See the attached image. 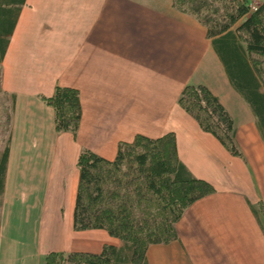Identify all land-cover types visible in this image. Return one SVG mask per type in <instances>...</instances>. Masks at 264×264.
<instances>
[{
	"label": "crops",
	"instance_id": "0c3cea01",
	"mask_svg": "<svg viewBox=\"0 0 264 264\" xmlns=\"http://www.w3.org/2000/svg\"><path fill=\"white\" fill-rule=\"evenodd\" d=\"M0 69L2 89L13 94L0 264L120 246L102 228H73L79 151L113 159L121 141L167 133L180 162L213 191L183 211L175 239L147 247L146 264H264V137L194 16L171 0H24ZM56 84L79 91L75 136L56 131L53 109L40 99ZM186 84L219 98L239 155L177 104Z\"/></svg>",
	"mask_w": 264,
	"mask_h": 264
},
{
	"label": "trees",
	"instance_id": "16d2710c",
	"mask_svg": "<svg viewBox=\"0 0 264 264\" xmlns=\"http://www.w3.org/2000/svg\"><path fill=\"white\" fill-rule=\"evenodd\" d=\"M23 2L0 0V56ZM171 2L174 8L194 16L205 26L197 14L209 2ZM216 2L223 4L225 11L222 16L212 18V30L205 26L207 35L212 38L233 87L254 113L264 137V0L255 10H251L249 0H213L210 5L214 12ZM40 99L53 109L56 131H68L75 136L81 118L78 89L56 84L50 95H40ZM177 104L229 152L240 154L234 141L233 119L206 85H184ZM7 117L11 118L10 111ZM9 131L10 123L5 128L2 123L0 134L5 133V140L0 147V190ZM76 166L79 178L73 228H102L122 244L118 247L106 244L97 253L51 251L44 255L43 264H146L147 247L175 239V223L183 211L213 191L207 181L192 176L180 162L172 133L157 138L137 134L132 141H121L113 159L82 148Z\"/></svg>",
	"mask_w": 264,
	"mask_h": 264
},
{
	"label": "rangeland",
	"instance_id": "374dc122",
	"mask_svg": "<svg viewBox=\"0 0 264 264\" xmlns=\"http://www.w3.org/2000/svg\"><path fill=\"white\" fill-rule=\"evenodd\" d=\"M203 2H209L205 7H201L199 9V12L197 14V17L205 23V26L207 27L208 31L213 29V22H211L212 18H217L219 16H222L224 10L223 4L219 5V3H215V6L217 9L213 10L210 4H212L213 0H202ZM262 0H249L250 8L251 10H255L256 6L261 2ZM264 66V63H263ZM0 131H1V125L4 123V128L5 126L9 127V123L11 126V118L7 117L5 118V115L8 114V111H12L13 107L10 106V102L13 101V94L10 92H7L2 89L1 87V69H0ZM3 116V117H2ZM6 124V125H5ZM4 136L5 133L3 132L0 134V147H2V144H4ZM237 147V145H236ZM238 149V147H237ZM239 150V149H238Z\"/></svg>",
	"mask_w": 264,
	"mask_h": 264
}]
</instances>
